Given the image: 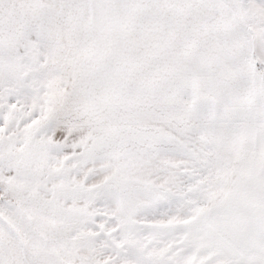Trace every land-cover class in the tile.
Instances as JSON below:
<instances>
[{
    "label": "snow or ice",
    "instance_id": "obj_1",
    "mask_svg": "<svg viewBox=\"0 0 264 264\" xmlns=\"http://www.w3.org/2000/svg\"><path fill=\"white\" fill-rule=\"evenodd\" d=\"M0 264H264V0H0Z\"/></svg>",
    "mask_w": 264,
    "mask_h": 264
}]
</instances>
